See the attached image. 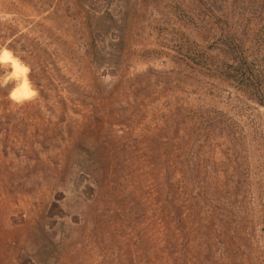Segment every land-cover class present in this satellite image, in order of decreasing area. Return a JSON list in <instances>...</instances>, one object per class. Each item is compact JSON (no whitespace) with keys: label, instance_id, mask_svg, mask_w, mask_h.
I'll use <instances>...</instances> for the list:
<instances>
[{"label":"rangeland","instance_id":"374dc122","mask_svg":"<svg viewBox=\"0 0 264 264\" xmlns=\"http://www.w3.org/2000/svg\"><path fill=\"white\" fill-rule=\"evenodd\" d=\"M0 46V264H264V0H0Z\"/></svg>","mask_w":264,"mask_h":264},{"label":"clouds","instance_id":"9594fccd","mask_svg":"<svg viewBox=\"0 0 264 264\" xmlns=\"http://www.w3.org/2000/svg\"><path fill=\"white\" fill-rule=\"evenodd\" d=\"M32 68L12 49L0 46V88L8 90V100L13 105L21 106L34 102L39 97V90L30 79Z\"/></svg>","mask_w":264,"mask_h":264},{"label":"trees","instance_id":"16d2710c","mask_svg":"<svg viewBox=\"0 0 264 264\" xmlns=\"http://www.w3.org/2000/svg\"><path fill=\"white\" fill-rule=\"evenodd\" d=\"M30 79H31V74H30ZM251 98H253L259 105H263L264 91H257V93L252 94V97ZM263 119H264V108H263ZM108 146H109L108 143L105 144V147H106L107 151H108V149L110 147V146L109 147ZM109 151H110V149H109ZM108 159L111 160V156ZM96 168H99V165ZM78 171H80L81 174H82V172L86 173L85 169H82V167H79ZM168 223L169 222H167V220H166V224L164 225L165 228H166V230L169 228ZM172 262H174V261H172Z\"/></svg>","mask_w":264,"mask_h":264}]
</instances>
